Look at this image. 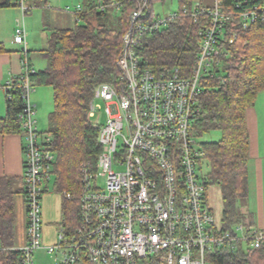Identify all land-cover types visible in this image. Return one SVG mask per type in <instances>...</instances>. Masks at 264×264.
I'll return each mask as SVG.
<instances>
[{
  "label": "built area",
  "instance_id": "1",
  "mask_svg": "<svg viewBox=\"0 0 264 264\" xmlns=\"http://www.w3.org/2000/svg\"><path fill=\"white\" fill-rule=\"evenodd\" d=\"M135 1L118 61L121 79L117 85L101 83L91 102L89 117L101 123V153L95 168L89 162L82 167L78 224L71 233L62 230L52 246L43 245L42 200L54 175L55 155L48 147L51 138L38 127L30 78L37 69L23 60L19 84L24 102L27 243L20 248L22 264H35L34 251L42 247L50 253L64 249L61 264H76L84 257L90 264H214L213 257L223 247L237 242L252 249L264 246V228L251 229L241 222L226 231L218 222L201 167L205 151L194 134L198 101L221 62L227 27L236 23L248 28L264 19V5L236 1L225 10L217 0L209 12V25L201 31L195 68L189 77H182L178 68L150 69L138 50L148 35L181 14L198 20L205 10L196 2L182 13L155 17L150 14L152 0ZM98 5L100 10L110 6L102 0ZM19 7L23 21H18L14 42L26 56L24 18L29 8L24 0ZM237 37L234 32L230 42ZM15 81L4 87L9 98ZM98 100L105 102L103 123ZM100 176L105 178L104 187L99 186Z\"/></svg>",
  "mask_w": 264,
  "mask_h": 264
},
{
  "label": "trees",
  "instance_id": "2",
  "mask_svg": "<svg viewBox=\"0 0 264 264\" xmlns=\"http://www.w3.org/2000/svg\"><path fill=\"white\" fill-rule=\"evenodd\" d=\"M20 1L6 0L0 6L18 7ZM98 1L85 0L77 8L74 28H49L47 45L40 50L46 64L30 75L34 87L37 84L49 86L53 92L54 107L49 115L48 128L43 133L51 138L48 147L55 155L54 186L64 193L67 229L64 230L67 234L79 221L78 181L82 167L90 162L95 168L101 153V123L93 122L89 117L91 102L101 83L117 85L121 79L118 61L124 35L129 29L130 14L136 3L135 0H102L110 6L100 10ZM219 1L228 10L235 6L236 1L245 0ZM249 1L264 5V0ZM24 2L29 13L34 7L48 5L47 0ZM113 2L121 3L120 6H111ZM180 2L179 13L184 8L191 9L196 2L205 13L198 20L181 14L167 27L148 35L138 55L156 72L163 68H178L182 77H189L200 53L201 31L209 25V12L215 6H205L203 0ZM114 11H120L115 18L116 25L109 19ZM226 30L221 62L215 66L214 75L209 77L205 92L198 101L200 111L194 122V134L200 139L205 133L221 132L220 140L201 142L205 151L201 167L207 160L206 183L222 187L223 228L227 231L244 222L245 217L240 209L249 194L247 109L264 92V19L260 18L248 28H240L233 23ZM234 32L238 33V37L231 43ZM27 52L24 59L29 61V49ZM20 75L12 79L16 80V89L11 91V97L6 95L7 114L0 118V135L3 136L23 134L21 114L24 102ZM20 183L17 177L0 176V264H22L23 253L14 248L16 197L20 194L26 197L25 179L22 187ZM67 193L71 194L70 198ZM212 260L214 264H264V246L252 249L243 242H237L234 247L217 250ZM76 264L90 263L84 257Z\"/></svg>",
  "mask_w": 264,
  "mask_h": 264
},
{
  "label": "crops",
  "instance_id": "3",
  "mask_svg": "<svg viewBox=\"0 0 264 264\" xmlns=\"http://www.w3.org/2000/svg\"><path fill=\"white\" fill-rule=\"evenodd\" d=\"M5 1L0 0V4ZM44 12L42 8H38L37 12L31 11L24 18L28 32L27 46L30 51L28 58L33 67L36 65L33 62H38V60L46 64L40 52V50L46 47L49 36V28L42 22L45 16ZM50 17L53 23V27H50L55 29H71L75 27L77 22L76 13L69 11L56 12L54 10L51 11ZM18 21H23L21 8L18 10L15 6H0V118L5 117L7 114L6 92L4 87L9 81L24 72L23 60L25 55L22 51V46L14 42V32ZM35 28L41 30V32H34ZM36 38L42 39V41L35 42ZM31 52H35L38 55L37 60L31 58ZM261 93L258 95L255 104L247 109V129L249 133V194L240 211L245 215L243 223L251 228H264V92ZM37 107H39L38 104ZM0 176L17 177L20 179V186H23L24 155L23 136L21 134L0 135ZM49 184L47 185V192H45L43 198L44 240H47L49 232H51L57 242L61 231L64 229L67 230L64 220V193L59 192L55 186L50 189ZM18 196H21L24 207L19 211L22 223L20 232L22 234H19L17 238L15 232V249H20L27 243L26 197L24 194ZM208 196L216 216V203L212 200L209 192ZM221 200V216H219L220 218H216L223 226V195L221 196ZM54 211L55 214H53ZM56 242L47 244V246L55 245Z\"/></svg>",
  "mask_w": 264,
  "mask_h": 264
},
{
  "label": "rangeland",
  "instance_id": "4",
  "mask_svg": "<svg viewBox=\"0 0 264 264\" xmlns=\"http://www.w3.org/2000/svg\"><path fill=\"white\" fill-rule=\"evenodd\" d=\"M48 5L45 7H34L32 11L37 12L38 8H42L45 12V16L43 18V21L48 28L53 27V23L50 17L51 11L56 10V12L59 11H69L72 13H75L77 8L81 6L85 0H47ZM217 0H203V4L205 6H210L214 7L216 5ZM16 9H20V7H15ZM181 9V2L180 0H152L151 5H150V14L152 16H166L169 15L172 12H177ZM30 14V13H29ZM28 14V15H29ZM27 15V16H28ZM120 15V11H114L113 17H109L110 21L112 24L116 25L115 18L116 16ZM51 26V27H50ZM52 29V28H51ZM34 32H41V30L34 29ZM50 33V30H49ZM36 34V33H35ZM34 34V35H35ZM36 36V35H35ZM42 39L36 38L35 42H40ZM35 57H34V56ZM38 55L35 54V52H31V58H34L37 60ZM40 62V63H38ZM38 62H33L35 65L36 69H42L44 68L45 64L41 63V61L38 60ZM38 66V67H37ZM36 93L35 91L33 92L32 98L34 101H36L39 105L37 107V121H38V127L40 131H45L48 128L49 125V115L53 110L54 107V100H53V92L52 89L49 86H44V85H39L35 86ZM35 93V96H34ZM263 94V93H261ZM98 104L102 106L103 110L101 111V122H105L106 117L104 116V109H105V102L103 100H98ZM90 114V113H89ZM93 122H97L95 118L92 119ZM199 139V138H198ZM221 139V132L219 131H213V132H208L205 133L202 137H200L199 142H216ZM90 163V162H89ZM208 162L207 160L205 161L202 171L203 174L208 171V165H206ZM91 164V163H90ZM92 165V164H91ZM81 178V176H80ZM56 177L55 175H52L51 180H50V189L55 184ZM78 191L80 188V179L78 181ZM99 186L104 187L105 186V178L100 176L98 180ZM209 194L212 196V200L215 201L216 205V217L220 218L221 216V208H222V200L221 196L223 195L222 192V187L219 184H209ZM44 198V196H43ZM42 206H43V200H42ZM242 206V205H241ZM24 207L23 205V200L21 196H17L16 199V222H15V232L17 234V238L19 234L21 235L22 233L21 228H22V223H21V218H20V212L21 209ZM215 209V208H214ZM219 213V215H218ZM55 214V211L53 212ZM45 230V228H44ZM44 235V232H43ZM56 242L54 236L52 235L51 232H49V237L47 240H44L43 236V245L46 246L47 244H52ZM58 243V241L56 242ZM33 259L35 261V264H61L63 259H64V249L58 250L54 253H50L47 248L42 247L34 251Z\"/></svg>",
  "mask_w": 264,
  "mask_h": 264
}]
</instances>
